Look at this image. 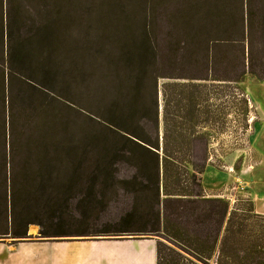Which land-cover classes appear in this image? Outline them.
I'll list each match as a JSON object with an SVG mask.
<instances>
[{
  "label": "trees",
  "instance_id": "16d2710c",
  "mask_svg": "<svg viewBox=\"0 0 264 264\" xmlns=\"http://www.w3.org/2000/svg\"><path fill=\"white\" fill-rule=\"evenodd\" d=\"M216 1L146 10L140 26L126 8L98 14L112 31L94 47L98 65L110 56L108 85L91 67L70 79L86 100L103 97L88 109L97 136L80 147L43 87L73 15L61 0H0V243L29 241L35 226L40 242L152 240L157 264H183L177 250L192 264L217 252L219 264H264V227L247 226L264 218L202 188L223 121L236 107L250 119L240 85L264 81V0H240L234 17Z\"/></svg>",
  "mask_w": 264,
  "mask_h": 264
},
{
  "label": "rangeland",
  "instance_id": "374dc122",
  "mask_svg": "<svg viewBox=\"0 0 264 264\" xmlns=\"http://www.w3.org/2000/svg\"><path fill=\"white\" fill-rule=\"evenodd\" d=\"M61 2L64 3V9H68L67 11L73 15L74 23L69 24V28L67 26L66 33L69 34L63 37L64 47L55 53V59L51 62L53 69L48 75L46 86L43 87L48 94L52 92L53 95L59 97V102L56 104V107L60 110L59 114L61 118L63 116L66 118L69 128L79 138L78 146L81 147L89 135L97 136L99 127L96 121L92 119L88 109L95 107L103 97L97 98L100 92L96 91L94 99L86 100L88 96L85 97V93H83L86 88H81L78 83L70 84V79L76 74V68L91 67V73L99 77L100 83L108 85L110 67L107 58L108 53L105 52L100 57L104 60V66H100L97 64V61L100 62V60L96 59L94 47H98L105 41V39H102L99 30L104 29L105 35L109 36L112 31L107 28L109 23L102 21L98 14L101 11L107 12L113 9L122 11L123 8H126L134 16L135 22L132 23L140 26L146 10L159 9L172 16L175 10L184 6V3L179 2V0H61ZM216 2V8H219L222 13H229L230 16L234 17L240 11V0H217ZM123 24H125L124 21ZM168 24L170 27L171 25L168 22L158 23L157 25L165 29ZM160 39L161 44H164V46L169 43V40L165 41L166 38H163V36ZM60 43L61 40L59 45ZM223 56L230 63L236 60L233 53H224ZM108 57L110 58V56ZM263 58V56L257 57V66ZM235 88L237 86L233 84L225 86L223 90L229 95L232 91H235ZM240 88L242 90L240 91L245 94L249 102L250 119H245L240 107L235 109L233 104L229 103L228 108H234V110L230 112L227 121H223L227 124L225 133L218 136L213 143L209 165L202 176V188L208 199L224 200L231 205V209H240L244 213L248 212L250 206L253 205V209L257 213L255 214L264 218V81L256 76L248 75ZM98 90L100 91V88ZM70 101L74 105L68 103ZM92 157L91 160L93 161L95 156ZM90 165L85 166V169H91L92 166ZM247 226H249L248 230L250 232L258 235L261 233L258 227H264V223H257L252 219ZM38 234L39 228L32 226L29 231L32 239L29 241L0 243V247L6 246L10 248V251L21 247V250L25 248L28 250L33 249L30 246L53 249L60 247L57 244L97 242L85 240V238L40 242L37 239ZM252 241L257 243L256 239ZM177 252L182 255L183 264H192L191 257L182 251L177 250ZM7 254L8 252L5 250H0L2 264H6ZM223 261L224 259L220 258L217 252L211 261H203L197 264H219Z\"/></svg>",
  "mask_w": 264,
  "mask_h": 264
},
{
  "label": "crops",
  "instance_id": "0c3cea01",
  "mask_svg": "<svg viewBox=\"0 0 264 264\" xmlns=\"http://www.w3.org/2000/svg\"><path fill=\"white\" fill-rule=\"evenodd\" d=\"M63 246L66 249L58 255L52 248L46 250L38 246H30L33 249L28 251H22V247L10 251L6 246L0 250L8 252L6 264H157L156 242L152 240L60 245Z\"/></svg>",
  "mask_w": 264,
  "mask_h": 264
},
{
  "label": "bare ground",
  "instance_id": "6f19581e",
  "mask_svg": "<svg viewBox=\"0 0 264 264\" xmlns=\"http://www.w3.org/2000/svg\"><path fill=\"white\" fill-rule=\"evenodd\" d=\"M150 248V247H149ZM66 248L63 246V247H55L53 248L52 250L55 251V253L58 255L61 251L65 250ZM46 250H48L46 248ZM22 251H28L27 248L23 249ZM127 255H130V254H127Z\"/></svg>",
  "mask_w": 264,
  "mask_h": 264
},
{
  "label": "water",
  "instance_id": "95a60500",
  "mask_svg": "<svg viewBox=\"0 0 264 264\" xmlns=\"http://www.w3.org/2000/svg\"><path fill=\"white\" fill-rule=\"evenodd\" d=\"M46 245H53V244H46ZM57 245H61V244H57Z\"/></svg>",
  "mask_w": 264,
  "mask_h": 264
}]
</instances>
